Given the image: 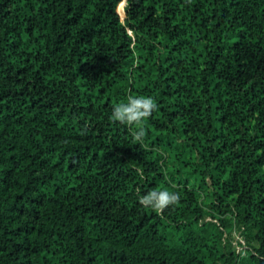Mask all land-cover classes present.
<instances>
[{"label":"trees","instance_id":"trees-1","mask_svg":"<svg viewBox=\"0 0 264 264\" xmlns=\"http://www.w3.org/2000/svg\"><path fill=\"white\" fill-rule=\"evenodd\" d=\"M0 264H264V0H0Z\"/></svg>","mask_w":264,"mask_h":264},{"label":"clouds","instance_id":"clouds-1","mask_svg":"<svg viewBox=\"0 0 264 264\" xmlns=\"http://www.w3.org/2000/svg\"><path fill=\"white\" fill-rule=\"evenodd\" d=\"M127 0H121V4H126ZM156 105L151 97H128L127 103H119L112 110V118L125 124H137L149 117ZM143 130H140L142 133ZM180 200V195L174 191L152 190L139 197V202L145 207L156 211H163L169 205H173Z\"/></svg>","mask_w":264,"mask_h":264},{"label":"rangeland","instance_id":"rangeland-1","mask_svg":"<svg viewBox=\"0 0 264 264\" xmlns=\"http://www.w3.org/2000/svg\"><path fill=\"white\" fill-rule=\"evenodd\" d=\"M231 245L234 247L236 251H241L244 245V240L241 238L240 234L237 231H232L230 234Z\"/></svg>","mask_w":264,"mask_h":264}]
</instances>
